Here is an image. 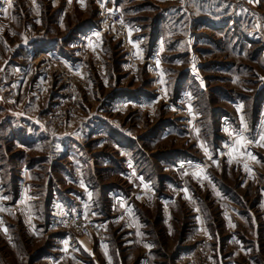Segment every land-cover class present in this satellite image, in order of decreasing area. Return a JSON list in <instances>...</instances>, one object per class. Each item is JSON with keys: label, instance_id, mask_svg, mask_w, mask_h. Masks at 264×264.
Instances as JSON below:
<instances>
[{"label": "rangeland", "instance_id": "obj_1", "mask_svg": "<svg viewBox=\"0 0 264 264\" xmlns=\"http://www.w3.org/2000/svg\"><path fill=\"white\" fill-rule=\"evenodd\" d=\"M262 106L264 0H0V264H264Z\"/></svg>", "mask_w": 264, "mask_h": 264}, {"label": "snow or ice", "instance_id": "obj_2", "mask_svg": "<svg viewBox=\"0 0 264 264\" xmlns=\"http://www.w3.org/2000/svg\"><path fill=\"white\" fill-rule=\"evenodd\" d=\"M69 2H70V0H69ZM80 2L83 3V0H80ZM250 2H251V0H250ZM9 7H11V4H10V3H9ZM5 11H6V10H5ZM108 11H109V12H112V11H114V9H109ZM121 23H123V21H121ZM129 33H131V29H129ZM95 36L99 37V36H100V32H96V33H95ZM25 42H27V41L25 40ZM90 43H91V42H90ZM161 50L163 51V48H161ZM156 63L159 65L160 61L157 60ZM193 70H195V65H193ZM237 79H238V78H237ZM160 82L163 83V80H161ZM189 95H190V94H189ZM237 107H238V110H241V109L243 108V105H238ZM188 111H189V112L192 111V105H191V104L188 105ZM241 121L243 122V117H241ZM245 127H246V125H245ZM226 130H227V129H226ZM195 132L197 133V135H199L200 129H199V128H195ZM233 135L236 137V140H235V143H234L233 145L230 146V151H229V153H228V156H229V163H231L234 154H235V155H240L241 150H244V154H246L247 156H249L252 160H257V157H256L255 155H252L251 153H248V152L246 151V149H247V145L253 143V141H252V140H248V139L245 137V135H244V133H243L242 131H241V132H233ZM256 142L261 143V145L264 146V133H261V134L258 135V139H257ZM225 146H226V147H229L228 145H225ZM200 147L204 149L205 153H208L209 150L207 149V147H205L203 141L200 142ZM209 158H211V156H209ZM213 163L216 164L217 167H219V162H218V161H213ZM193 167L196 169V170L193 172V175H194L195 177H197L198 179H201V180H205V179L210 180V179H211V177L208 176V174H207V172H206V168H205L204 166H202V165H193ZM244 167H245L246 170L249 169L248 164H245ZM129 168H132V164H131V163L129 164ZM133 174H135V171H134V170H133ZM185 175H187V172H185ZM139 180H140L141 182H143V180H144L143 176H140V177H139ZM82 186H84V185L82 184ZM84 187H86V186H84ZM144 187H145V188H148L149 186H148V184L145 183V184H144ZM183 191H184L186 194L188 193V189H187V188H184ZM88 195H89V198H91V195H92V194H91L90 192L88 193ZM188 198H190V197H188ZM87 207H88V206L85 205V209H86V211H85V216H87ZM196 211L198 212L199 209H196ZM129 212H131V209H129ZM94 214H95V213H93V215H94ZM3 230H4L5 232H7V228H6V227H5ZM64 243L67 244L68 241L66 240ZM81 243H83V242H81ZM147 247L150 248L151 245H147Z\"/></svg>", "mask_w": 264, "mask_h": 264}, {"label": "crops", "instance_id": "obj_3", "mask_svg": "<svg viewBox=\"0 0 264 264\" xmlns=\"http://www.w3.org/2000/svg\"><path fill=\"white\" fill-rule=\"evenodd\" d=\"M262 113L264 114V106H262L261 114ZM241 115L242 116H240V117H243V120H244L246 118V116H245L246 114L242 113ZM262 116L263 115H260L258 117L257 122H256L255 132H258V134H259V131H260L261 124L263 123ZM249 153L252 154V150ZM3 167L4 166L0 164V188H3L4 189L3 193L4 194L6 193L8 195L9 194L8 191L5 190L6 187H9L7 184L10 183L11 186H17L18 187V191H17V194L14 197V199H15L14 200V205H18L20 200L26 199V197L23 195V192L21 191V187H22L21 183H25L27 181V178L30 177L31 173L33 172V169L31 167L28 168L26 165H23V166L18 168L19 174H15L12 179H10V177H9V179L6 178V180L4 181L3 180V178H4V174H3L4 169H3ZM12 175H13V173H12ZM67 175H70V174H65V180L68 179V177H69ZM70 179H72V178L69 177V180ZM16 180H17L18 183H16ZM5 182H7L6 185L4 184ZM53 193L54 192H52V194L50 193L51 194V198H54V200L51 199L52 203H56L57 202L56 200H62V199L67 200L68 199L66 197V195H63V193L62 194L60 193V195L58 197H54Z\"/></svg>", "mask_w": 264, "mask_h": 264}, {"label": "built area", "instance_id": "obj_4", "mask_svg": "<svg viewBox=\"0 0 264 264\" xmlns=\"http://www.w3.org/2000/svg\"><path fill=\"white\" fill-rule=\"evenodd\" d=\"M113 18L114 23L118 26V31L120 32V34L127 33L129 27L127 24H125L123 16L120 13H115ZM121 21H123V23H121Z\"/></svg>", "mask_w": 264, "mask_h": 264}]
</instances>
